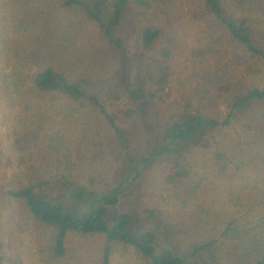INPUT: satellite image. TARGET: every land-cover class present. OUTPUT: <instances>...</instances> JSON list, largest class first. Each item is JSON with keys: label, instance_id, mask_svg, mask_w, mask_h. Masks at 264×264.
Listing matches in <instances>:
<instances>
[{"label": "trees", "instance_id": "trees-1", "mask_svg": "<svg viewBox=\"0 0 264 264\" xmlns=\"http://www.w3.org/2000/svg\"><path fill=\"white\" fill-rule=\"evenodd\" d=\"M5 2L26 15L8 12L0 31L17 109L52 100L50 122L22 130L18 145L45 144L53 121L61 133L69 119L97 123L94 137H84L89 153L58 151L52 168H36L6 193L33 219L40 261L264 264V0H52L85 39L87 59L44 43L48 30L31 28L26 2ZM183 10L211 35H179ZM229 48L246 56L247 68L231 66ZM96 158L104 159L99 170L90 167ZM2 161L0 148V169ZM207 171L245 182L244 213L195 210L191 186ZM145 187L161 205L138 199Z\"/></svg>", "mask_w": 264, "mask_h": 264}, {"label": "rangeland", "instance_id": "rangeland-1", "mask_svg": "<svg viewBox=\"0 0 264 264\" xmlns=\"http://www.w3.org/2000/svg\"><path fill=\"white\" fill-rule=\"evenodd\" d=\"M25 2L30 6L33 15L29 18V21L35 33L45 29L48 30L46 32L44 31L42 35V38L43 36L46 38V42L44 43L52 42V44L55 43L63 47L66 51L67 48L75 51L77 53L75 55L76 59L78 57L88 58L87 49L83 45L85 39L77 34V32H74L71 27H67V19L69 17L66 14H59L52 6V0H31V2L30 0H21V7H25ZM7 4L5 0H0L1 33L4 31L6 24L12 19L8 12L14 16L26 18V15L22 13L23 10L19 12L18 6L9 7ZM182 12L181 17H183L185 23L179 25L177 31L179 35L185 37V40L190 39L191 35L195 33L201 35L202 38L211 35L207 23L204 21L195 22L190 18L187 11L183 10ZM179 16L180 14H178L176 20L179 19ZM76 19L78 18L74 20ZM84 23L82 22L80 26L81 31L87 29L85 26L83 27ZM3 53L5 52L0 47V148L3 156L0 169V243H2V252H4V256L6 257L5 264H44L40 261L36 253L33 219L30 217L22 201L10 198L6 193L9 189L25 186L31 178V173L36 168L39 170L52 168L54 165L52 163L50 166L47 165V161L52 157L50 160L52 162L54 155L58 151H74L77 148L81 153H89V148H86L89 142H85L84 137H94L97 123L95 125L91 122L84 124L69 119L66 122L64 121L67 125H65L63 133H61L57 127H53V124L55 122L58 123V121H53L51 124L46 125V129H43L45 133L44 140H46L45 144H40L41 141H38L36 142L38 147L34 149L18 145V138L22 130L30 131V128L36 129V125L50 122L45 116L47 112L51 111L52 100L41 101L39 105L41 109L36 105L32 108H27L23 113L19 111L14 98V91L12 87H9V82L6 81L8 66H4L6 64H4ZM227 53L233 68H247L246 56L239 50L229 48ZM103 58L109 62L104 56ZM254 65L252 60L251 66ZM106 66V70L110 71V65L108 64ZM224 116L225 108H222L220 118L223 119ZM40 117L45 118L37 120ZM61 122L63 123L62 120ZM41 133L43 134V132ZM53 133L55 134L54 138L58 136L59 140H51L50 135ZM100 137L104 136L100 134ZM85 157L90 158V156ZM101 160L102 158H96L91 163V166L87 160H84V163L87 164V167L90 166L99 170L104 159L102 162ZM41 161H44V163L39 164ZM60 169L62 170L63 167H60ZM206 174H208V177L202 181L201 185L196 186V183H193L191 186L195 194L193 197L195 200V210L196 206L201 207L202 209H199V213L202 217L210 216L212 214V208L217 211H222L223 209L230 210L229 212H235L236 214L244 213L245 207L249 202L246 189L243 187L245 182H236L232 185L230 182L225 183L222 180L216 179L210 175L209 171ZM156 189L161 192L158 185H156ZM143 193L138 199L140 201H146L145 204L147 206L153 203L158 205L162 204L156 197V194L150 193L146 187L143 188ZM117 211L120 210L117 208L109 209L106 217L109 218ZM217 221L220 222V219H217ZM121 264L126 263L122 262Z\"/></svg>", "mask_w": 264, "mask_h": 264}]
</instances>
